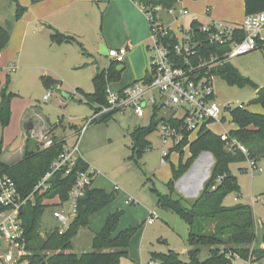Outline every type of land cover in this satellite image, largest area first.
<instances>
[{
  "label": "rangeland",
  "instance_id": "rangeland-1",
  "mask_svg": "<svg viewBox=\"0 0 264 264\" xmlns=\"http://www.w3.org/2000/svg\"><path fill=\"white\" fill-rule=\"evenodd\" d=\"M219 4L222 8L224 7L223 9L231 10L235 17L239 18L242 15L236 0H221ZM15 9V3L0 0V11L4 15L0 22L3 21L6 26L15 23L13 20ZM160 14L165 23L172 22L171 16L164 12ZM222 22L229 24L226 21ZM184 25L186 26V22ZM262 33L264 34V28ZM50 43L42 48H32L25 44L20 53V60L17 61V68L10 72L9 85L16 93L12 97L16 105L11 110L8 130L5 134L0 133V137L3 138L2 144L4 143L11 150L18 148L22 142L24 124L27 122L34 124V133L39 131L43 123L46 124L48 127L45 131H55L56 136L64 137L66 146H70L78 137L75 136V132L85 124L87 118L93 115L92 108L84 101L83 93L93 91L94 65L89 63L78 47L67 46L70 47L69 52L61 50L51 41ZM85 50L88 51L86 47ZM94 57L100 67L109 62L107 57L98 54H94ZM226 61L232 64L243 77L248 78L258 87L264 88L262 48L227 57ZM43 76H52L57 79V89L44 88L41 81ZM210 76L216 103L221 106L230 103L232 108L241 103L253 112L264 114V106L250 104L256 92L253 86L229 85L218 75ZM47 91H51V96L44 100L43 96ZM66 94L69 98L64 97ZM152 109V106L148 104L145 115L138 118L126 108L105 120L90 123L82 130L78 144L79 153L95 169V184L109 191L115 188L116 191L114 200L103 208L104 212L91 216L86 226L77 229L71 239V251L75 253L91 251L94 232L100 229L105 219L101 220V213L109 214L115 210H123L117 231L129 226H135L137 230L131 237L127 254L121 257L120 264H146L150 261L152 253H166L170 249L177 252L181 260H187L190 247L186 222L177 211L157 204L156 193L164 195L169 192L166 181L170 176V162L177 160L178 153L173 151L164 164L161 161L163 155L169 151L172 141L163 142L156 128L147 136L150 148L140 155L136 162L129 158V132L136 125H146L151 116L157 120L160 113L156 111V115L153 116ZM98 111L102 113V116L111 112L103 110V107H100ZM230 120L229 116L220 123L213 122L210 130L220 133L225 125L230 124ZM206 128L209 129V126ZM226 133L227 131L224 130L218 135L222 137ZM186 147L187 145L183 147V161L186 160ZM225 147L228 148V141L225 142ZM198 159L192 162L187 172L181 177V182L175 183L173 196L181 198L185 206L192 203L201 193L204 186L202 179L210 171L213 155L210 152H203ZM257 165L261 167V172L250 171L247 168L248 161L229 164V171L237 177L239 188L228 194L223 203L226 206L248 204L252 207L255 216L264 221V158L258 160ZM234 197L237 198L236 201L233 200ZM125 199H133L134 202L126 205ZM125 207L130 208L125 210ZM151 215L154 221L147 223V218ZM55 226L52 209L46 208L41 217L39 229L42 236L44 237V233L54 229ZM209 228L212 229L213 226ZM207 256V248L204 247L201 249L199 258L204 260Z\"/></svg>",
  "mask_w": 264,
  "mask_h": 264
},
{
  "label": "trees",
  "instance_id": "trees-1",
  "mask_svg": "<svg viewBox=\"0 0 264 264\" xmlns=\"http://www.w3.org/2000/svg\"><path fill=\"white\" fill-rule=\"evenodd\" d=\"M16 5L13 20L16 22L25 12V7L19 5L17 0H9ZM146 5H160L163 7L175 6L177 0H139ZM244 14L251 15L264 10V0H243ZM4 15L0 11V19ZM14 23L6 26L0 22V51L3 50L11 38V30ZM201 23L198 20H191L190 28L195 36L203 41L198 54L203 57L216 55L219 63L209 68V75H218L229 85L243 87L251 85L255 88V96L250 100V104H260L264 106V88L258 87L248 78L243 77L239 71L232 66L227 59L226 51L228 45L210 44L205 40L204 33L199 32ZM244 37L242 31H237L234 38L241 40ZM173 38L171 37V40ZM53 42H77L75 37L54 31L51 35ZM264 51V40L260 41L259 47ZM117 78L116 72L110 66L107 70L98 71L92 78L93 91L83 93L84 98L96 106H105L107 99V83ZM145 77V79H147ZM57 82L50 76H43L42 83L49 88ZM136 82V81H135ZM15 96L9 90V78L7 76L5 84L0 91V127L3 129L9 124L11 110L10 103ZM117 110L94 118L91 123L98 120H105ZM231 122L235 125L226 133V139L206 127H202L196 137L189 141L190 131L184 130L183 138L177 142H172L169 151L165 155V160L175 151L178 153V163L174 165L170 162L171 176L166 182L168 194L156 193L157 204L177 211L188 226L187 260L180 259L177 252L168 250L166 253H152L149 264L152 261H159L161 264H232L225 259L224 252L231 250L245 255L252 247L258 255H264V229L259 227L253 209L248 204H235L226 206L224 198L237 191L239 186L237 177L229 171V164L233 162H243L248 159L256 161L264 158V114L248 110L245 106L234 107L229 111ZM61 121V120H60ZM174 125L179 123L172 121ZM157 120L152 118L147 125L137 126L130 133V154L131 160L137 161L147 149L150 148V141L147 136L156 129ZM228 141L230 148L225 147ZM62 140L55 139L54 143L46 148L36 147L35 150H28V143L25 145L23 158L14 164H6L2 158L3 144L0 139V172L8 174L16 183L19 191L29 194L33 191L37 182L49 170L50 164L63 149ZM188 146L189 156L183 161V147ZM238 146H243L247 153H243ZM210 152L213 155L214 163L210 175L204 182L201 193L188 206L182 204L179 197H174L173 192L176 181L183 176L192 162L202 153ZM89 164L80 158L72 172L66 176L56 174L51 179V188L43 193L35 192L37 201L35 206L25 205L21 209L20 219L24 229L26 239V249L28 255L25 257L26 264H120L122 256L127 254V248L133 234L137 228L129 226L117 231V225L122 210H115L107 214L102 226L92 238V250L89 252L75 253L71 251V239L81 226H86L88 218L109 205L115 198V190L110 192L102 188L90 187L79 200L76 216L69 223L68 228L62 234L51 229L44 234L40 232L41 217L47 205L42 203L44 197L58 195L61 201L67 198L68 190L71 188L75 172L84 170ZM95 174V172H94ZM217 176H221V181L214 184ZM153 191H156L152 188ZM213 226V228H209ZM263 243V247H261ZM207 248L208 256L201 260L199 254L202 248ZM221 250H224L221 252Z\"/></svg>",
  "mask_w": 264,
  "mask_h": 264
},
{
  "label": "built area",
  "instance_id": "built-area-1",
  "mask_svg": "<svg viewBox=\"0 0 264 264\" xmlns=\"http://www.w3.org/2000/svg\"><path fill=\"white\" fill-rule=\"evenodd\" d=\"M139 7L149 24L147 81H136L119 91H109L106 105L102 106L103 110L122 111L128 108L137 117L145 115L148 104L155 109L170 110L169 116L161 119L158 124V132L163 142L171 140L177 143L183 138L184 130L196 134L202 127H207L212 122L220 123L227 115H230L229 111L232 107L230 103L221 106L214 100L213 81L207 70L219 63L217 56L211 54L206 58L198 54V49L203 41L195 36L190 24L185 26L184 23H179L178 32H174L162 24L156 13L160 5L140 4ZM166 11L169 14L176 13L181 18L191 15L192 20H197V16L185 8L168 7ZM263 28L264 10L245 15L238 25L209 20L206 23H201L198 31L204 33L205 40L210 44L228 45L229 49L226 55L231 57L257 49L260 41L264 40ZM237 31L244 33L241 40L234 38ZM126 51L127 47L122 46L108 50L107 55L114 62L121 63ZM50 96L51 91H47L43 99L47 100ZM236 107L242 108L244 105L240 103ZM100 116L102 113L97 111L86 119L85 124L78 130V137L74 143L69 148H63L52 160L49 170L37 182L31 193L23 195L15 181L8 174L0 172V264H26L25 257L28 255V251L20 219L21 209L27 204L30 206L37 204L34 193H43L49 190L54 175L59 174L64 177L72 172L78 159L82 158L78 146L82 130L94 118ZM173 120L179 124L174 125ZM222 137L226 139V134ZM54 141V132L46 130L39 140L40 148L49 147ZM228 147L230 148L229 143ZM238 148L243 153H247L243 146H238ZM165 155L166 153L161 160L163 164ZM247 161L250 171H262L256 160L248 159ZM93 178L94 171L90 166L84 170H77L74 182L64 201H61L57 194L53 197H44L42 203L49 198H57L58 206L52 209V217L56 221L55 229L59 234L66 231L69 223L76 216L79 200L86 190L92 187ZM221 178V176L216 177L211 189L215 188ZM125 202L133 203L134 200L126 199ZM153 221L152 215L147 218V223ZM223 251L221 250V252ZM223 254L225 259L232 264H264V255L256 254L252 247L245 255L231 250ZM149 264L161 263L152 261Z\"/></svg>",
  "mask_w": 264,
  "mask_h": 264
},
{
  "label": "crops",
  "instance_id": "crops-1",
  "mask_svg": "<svg viewBox=\"0 0 264 264\" xmlns=\"http://www.w3.org/2000/svg\"><path fill=\"white\" fill-rule=\"evenodd\" d=\"M219 1L221 0H177L175 6L173 7L177 9H187L191 14H195L197 16V20L200 23H206L209 20H216L221 22L226 21L230 25L240 24L245 16L243 0H236L239 4L240 10L242 11V15L239 18L237 16L235 17L231 10L223 9L224 7L222 8V6L219 4ZM17 2H20L19 5L25 7L26 10L19 20L13 24L9 43L3 50L0 51V91L1 87L5 84L7 76L10 81V72L13 71L12 69L17 68V61L20 60V53L22 52L24 45L27 44L32 48H42L46 44H51L50 41L57 44L56 46H59V48H61L63 51L67 50L70 52V47L67 46L78 47L81 54H83L89 60L90 64L94 65L95 71L93 76L98 71L107 70L110 66H112V69L117 74V78L107 83V93L109 91H119L126 85L135 81H147L145 77L148 76L149 71V55L147 52L149 24L145 14L139 7V5L144 4V2L139 0H17ZM166 9V7L160 6L159 10L156 12L157 17L160 19L162 24L168 26L172 31L178 32L177 27L179 23L186 22V25L190 24L192 20L191 15L181 18L176 13L169 14ZM160 12H164L168 16H171L172 22L170 21L165 23ZM54 31L73 36L77 42H53L51 40V35L54 33ZM84 46L88 51L85 50ZM122 46L127 47L124 59L121 63L114 62L107 55V51L110 49H117ZM94 54L107 57L109 59L108 64L100 67L95 60ZM50 77L53 78L52 76ZM55 80L57 82L53 83L49 88L57 89L58 80ZM43 87L46 88L44 85ZM9 90L16 95V93L11 90L10 85ZM64 97L69 98V95L66 94ZM84 101L92 108L93 114L99 110L100 106L90 104L86 98H84ZM15 105L16 102L13 98L10 103V110L14 109ZM118 111L121 110H117L116 112ZM156 111L157 113H160L157 119L156 128L158 129V124L160 123L161 119L169 116L170 110L153 108V116L156 115ZM132 114L135 115L133 111ZM229 116L230 115H227L224 119L227 117L229 118ZM29 123L31 122L24 124V136L18 148L11 150L3 143L1 158L6 164H14L23 158L26 143H28V150L30 151L35 150L36 147H40L39 140L42 133L45 131V128L48 126L43 123L39 131L34 133L33 130L35 126L33 123H31L32 127L28 129L27 125ZM8 125L3 129L0 127V133L4 132L5 134L8 130ZM210 125L211 123L208 125L209 129H211ZM137 126L143 125H136L134 128ZM234 127L235 125L230 120V124L228 126L225 125L220 133H222L224 130L228 132L229 129ZM53 132L55 139L64 141L63 148H69L71 144L74 143L72 142L70 146H66V139H64V137L58 138L55 134V131ZM77 133L78 130L75 132V136H77ZM220 133L215 132V134ZM195 137L196 134H191L189 141L193 140ZM0 139H2L3 142L2 136ZM185 154L187 158L189 156L188 146L185 148ZM80 155L83 158L81 153ZM199 156L195 161L199 160ZM171 163L177 165L178 154L176 162ZM213 163L214 159L211 164L210 171L212 169ZM89 166L95 172V169L92 168L90 164ZM247 168L245 167V170ZM210 171L202 179L203 183L209 177ZM170 176L168 177L167 181L169 180ZM181 177L176 181V184L181 182ZM95 178L96 177L93 178L92 187L101 188L95 184ZM201 183L199 184L200 189ZM104 190L110 192L109 190ZM114 190L116 191L115 188ZM233 200L236 201L237 198L234 197ZM44 204L47 205V208L50 207L53 209L58 206L57 198H49L44 202ZM129 204L131 203H126V205ZM129 208L130 207H125V210ZM98 212H104V210H99ZM96 213L92 214L91 216L94 217ZM101 214V220H103L107 216V213ZM253 215L258 226H262L264 229V221L261 218L256 217L254 211ZM96 231H98V229L95 230V232ZM261 245H263V243H261Z\"/></svg>",
  "mask_w": 264,
  "mask_h": 264
},
{
  "label": "water",
  "instance_id": "water-1",
  "mask_svg": "<svg viewBox=\"0 0 264 264\" xmlns=\"http://www.w3.org/2000/svg\"><path fill=\"white\" fill-rule=\"evenodd\" d=\"M31 127H32V124L29 123V124L27 125V128L30 129Z\"/></svg>",
  "mask_w": 264,
  "mask_h": 264
}]
</instances>
